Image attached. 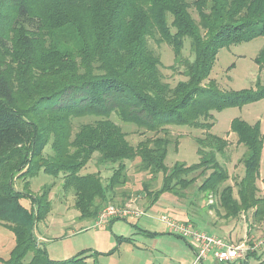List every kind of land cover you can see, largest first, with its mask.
Returning a JSON list of instances; mask_svg holds the SVG:
<instances>
[{"label": "trees", "instance_id": "1", "mask_svg": "<svg viewBox=\"0 0 264 264\" xmlns=\"http://www.w3.org/2000/svg\"><path fill=\"white\" fill-rule=\"evenodd\" d=\"M261 37L264 0H0V226L14 237L0 264H87L100 255L48 257L36 226L51 211L49 189L36 195L29 190L40 173L61 176L62 187L74 192L79 217L95 220L126 185L127 162L137 159L139 172L162 174L160 189L142 186L146 210L164 193L185 198L194 182L187 175L198 172V192L217 195L226 218L244 217L249 228L264 225L257 187L264 135L258 124L232 120L231 133L245 149L243 176L222 187L229 179L219 161L228 148L225 139L206 132L196 140V164L168 169V138L134 148L111 119L152 133L173 126L210 130L212 112L264 98L259 84L255 90L222 91L208 79L220 49ZM150 39L171 48L169 69L182 77L174 85L163 80ZM185 39L190 56L182 55ZM255 62L264 66V49ZM83 118L93 121L73 123ZM92 160L112 171L105 184L97 174H80Z\"/></svg>", "mask_w": 264, "mask_h": 264}, {"label": "rangeland", "instance_id": "2", "mask_svg": "<svg viewBox=\"0 0 264 264\" xmlns=\"http://www.w3.org/2000/svg\"><path fill=\"white\" fill-rule=\"evenodd\" d=\"M186 1L191 4L194 0ZM189 11L192 18L198 21L195 10L190 8ZM149 46L159 56L163 80L174 85L182 77L169 69L174 62L171 48L164 43H157L155 39L149 40ZM262 49L264 37L220 49L208 79L214 81L222 91L255 90L258 84L264 86V66L259 67L255 62ZM182 55L190 56L188 39L184 40ZM211 114L213 125L208 131L189 126H173L167 127L166 132L152 133L132 124H124L114 115L111 119L120 126L126 134L127 141L134 148L155 138H168L170 143L164 162L168 169L175 164L186 166L196 164L198 162L196 140L202 139L206 132L225 139L228 148L225 151V158L219 156V161L225 167L229 179L222 187L233 186L243 176L241 161L245 149L237 144L236 136L231 133V122L238 118L250 125L258 124L264 135V98L242 107H230ZM92 121L93 118H83L74 119L73 123L77 126ZM126 165V185L118 190L119 196L109 205L137 210L143 214L140 217L129 216L125 220L119 219L110 227L108 226L110 221L106 226L98 228L95 227V220L79 217V212L74 206V192L62 187L61 176L54 178L40 173L30 180L29 190L32 195L39 194L43 188L49 189L51 211L44 221L37 224L36 234L50 259L63 261L79 253H85L87 256L96 252L100 255L87 258V264H191L194 261L193 245L190 240L174 235L159 220L161 215H166L176 221H186L209 236L223 239L233 246L244 245L246 252L242 259L223 264H264V225L249 228L250 222L244 217L236 221L226 218L220 209L217 195L198 192V186L202 181L198 172L187 175V178L193 179L194 182L183 192L185 198L176 199L164 193L146 210L147 197L141 192L142 186L147 185L148 191L160 189L162 174L153 177L146 172H139L137 159L127 162ZM80 174H97L105 184L112 171L96 167L95 161L92 160ZM257 187L258 195L264 198V140ZM16 188L21 190L22 184L16 183ZM233 188L235 193L236 188ZM21 203L29 207L27 199H22ZM115 237H122L127 241L118 243ZM13 245V234L0 226V258L6 260ZM202 264L220 263L213 255H209Z\"/></svg>", "mask_w": 264, "mask_h": 264}, {"label": "built area", "instance_id": "3", "mask_svg": "<svg viewBox=\"0 0 264 264\" xmlns=\"http://www.w3.org/2000/svg\"><path fill=\"white\" fill-rule=\"evenodd\" d=\"M143 212L129 210L115 206L103 208L95 219V227L102 228L113 219H126L129 216L140 217ZM166 225L174 235L190 240L194 247V261L191 264H202L209 255L220 263H230L242 259L245 254L244 245L233 246L220 238L209 236L204 231L198 230L191 224L184 221H176L166 215H161L159 219Z\"/></svg>", "mask_w": 264, "mask_h": 264}, {"label": "crops", "instance_id": "4", "mask_svg": "<svg viewBox=\"0 0 264 264\" xmlns=\"http://www.w3.org/2000/svg\"><path fill=\"white\" fill-rule=\"evenodd\" d=\"M108 226L110 227V226H111V224H108Z\"/></svg>", "mask_w": 264, "mask_h": 264}]
</instances>
